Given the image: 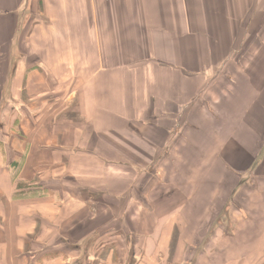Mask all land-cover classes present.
<instances>
[{
    "label": "crops",
    "instance_id": "crops-1",
    "mask_svg": "<svg viewBox=\"0 0 264 264\" xmlns=\"http://www.w3.org/2000/svg\"><path fill=\"white\" fill-rule=\"evenodd\" d=\"M7 113L0 264H264V0H0Z\"/></svg>",
    "mask_w": 264,
    "mask_h": 264
},
{
    "label": "rangeland",
    "instance_id": "rangeland-1",
    "mask_svg": "<svg viewBox=\"0 0 264 264\" xmlns=\"http://www.w3.org/2000/svg\"><path fill=\"white\" fill-rule=\"evenodd\" d=\"M221 75H222V67L221 68H218V70L216 69V71L214 72V77L215 78H214V80H212V82H210V84L208 86V88L210 86L212 88H214V89H211L214 92V93H212V94H214V96H219L220 93L222 92V77H220ZM215 80H216V82L214 83ZM208 88H206L204 90V92L207 91ZM2 118H4V121H5L6 124L3 127H1L2 130L0 129V148H1V150H3V152L5 153V155L8 154V155L11 156V154H13L12 151L13 150H16V149L18 150V148H20L19 146H21V144L16 139L13 141V143H11L12 142L11 134L8 135V133H10L8 131L9 130L8 128H12L11 124H12V120L13 119L10 118V115L8 116V113L6 115L5 114L0 115V119H2ZM16 122H17V120H16ZM211 144H213V142ZM12 145H13V147H12ZM191 161H192L191 162L192 163V166L196 170H203L205 168L208 169L210 167V166H208L209 164L206 161H203L202 162L201 157H199V159L197 157H191ZM184 165L185 166H183L182 170H184V172H186V171H188V165H186V164H184ZM210 170L212 171L211 173L219 174L218 173L219 172V167L217 165L211 164ZM82 192L84 193L85 190L84 191L82 190ZM92 198L95 199V197H92ZM89 199H91V198H89ZM95 201H99L100 202V200H98V199H96ZM118 220H120V219L118 218ZM33 236H34L33 234L32 235H29L27 237V240L30 237H33ZM92 239H93L92 241H94L95 238H92ZM92 241H88V242L85 241L82 244H78V245L65 244L66 245L65 248L58 249V250L52 249V248H54V245L53 244H51V245L47 244V245H45L42 248L40 247V246H42V244H37L38 245V249H36V251H34V252H37V254H41V253H46L47 252V250H45V249H50L51 250V253H50L51 259L53 257H55L54 255H57V254H59V255L60 254L61 255L64 254L65 255V253H66V255H68V256H73L72 262L74 264H88V262H89V258H88L89 255H87V258L86 259H84V257H83L84 256V253H83L84 252L83 251L84 248H86V253L89 254L90 251H91V248H93V250L96 251V250L99 249V247L101 245V243L94 245V243ZM29 245H30V243H28V245H26V247L28 249H29ZM34 245H36V244H34ZM93 245H94V247H93ZM31 249H34L33 246H32ZM55 252H57V253H55ZM36 260L37 259H35L34 262H31V264H35V263L36 264H39L38 261H36Z\"/></svg>",
    "mask_w": 264,
    "mask_h": 264
},
{
    "label": "trees",
    "instance_id": "trees-1",
    "mask_svg": "<svg viewBox=\"0 0 264 264\" xmlns=\"http://www.w3.org/2000/svg\"><path fill=\"white\" fill-rule=\"evenodd\" d=\"M14 163H15V162H14ZM14 163H13V164H14ZM221 223H222V214H221L220 217L218 218V221H217L216 224H217L218 226H221V227H222V224H221ZM212 230H213V229H212ZM89 241H90V240H89ZM83 251H84V252H83V253H84V256H83V257H84V259H86V258H87V255H89V254L86 253V248H84Z\"/></svg>",
    "mask_w": 264,
    "mask_h": 264
}]
</instances>
